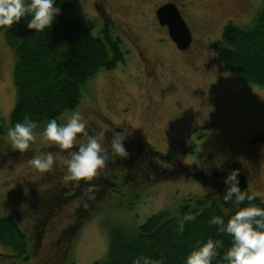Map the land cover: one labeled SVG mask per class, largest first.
I'll list each match as a JSON object with an SVG mask.
<instances>
[{
  "label": "rangeland",
  "instance_id": "rangeland-1",
  "mask_svg": "<svg viewBox=\"0 0 264 264\" xmlns=\"http://www.w3.org/2000/svg\"><path fill=\"white\" fill-rule=\"evenodd\" d=\"M40 1L31 0V3L40 6ZM160 1H73L69 18L94 22L93 34L96 35L103 23L112 22L116 27L113 33L121 36L126 55L124 62L115 69L100 72L86 82L79 106L60 118L61 127L68 125L73 128V133L67 135L43 130L16 135L10 129V113L16 100L12 78L15 57L0 33V118L5 127L4 135L0 136V156L9 158L11 151H7L11 148L33 150L34 153L11 156L8 161L0 158V215L20 210L24 216L20 218V225L37 244V226L42 215L52 217L61 206L57 219L42 234L43 242L38 244L37 259L18 263L17 259L6 254L10 251L0 245V264H38L53 252L54 242L64 235H68L66 242L74 236L70 253L72 263L93 264L106 255L109 224L136 227L160 210H173L189 194L220 195V186L234 192L237 174L245 176L250 191L264 203V150L243 141L251 129L264 133V89L241 83L247 87L237 90L231 82L237 80L218 62L212 47V44L221 42L226 22L250 25L263 0L246 3L245 0H212L206 5L195 0L191 11L202 26L197 29L190 24L196 37L190 49L199 50L186 53L175 49L166 32L156 25L152 6ZM183 14L190 21V16ZM206 35L210 37L209 42L203 40ZM137 51L144 55L146 62L138 61ZM183 55L199 63L201 69L191 70L188 60L184 62L185 59L181 58ZM248 87H253V90ZM248 96L253 98L247 99ZM104 116L122 130L126 140L148 143L177 163L195 165L197 170L190 169L193 173H183L159 182L152 179L153 182L140 181L139 186L128 185L132 183L128 172H132L130 168L134 169L136 162L134 154H128L124 159L127 161L125 170L119 172L114 167L107 170V175L112 171L123 173L126 184L122 181H117L116 185L107 183L102 198L92 208V214L84 219L73 235H69L77 207L86 194L80 190L70 195L72 183L71 180L68 183L64 169L51 173L71 159L72 151L67 152L69 150L85 153L89 148V151L107 153L106 142L96 143L92 141L94 138L88 140L83 133L91 131L96 134L108 129L109 123ZM200 116H210L209 123L218 118V125L195 131L191 126L200 123ZM262 142L261 147H264V139ZM47 147L52 149L47 150ZM60 147H65V152L60 154L59 150H54ZM94 166L95 171L104 167ZM211 168L226 174L223 183L212 179ZM133 186L144 189L138 192V188ZM51 188L56 190V195L44 197L39 207L36 202L34 205L28 202L35 194L38 197L49 193ZM132 194H139V197H131ZM11 196L18 203L14 199L6 204L7 197ZM61 200L63 205H60ZM32 210L36 215L28 218ZM56 250L61 251L60 248ZM65 263L69 264V261Z\"/></svg>",
  "mask_w": 264,
  "mask_h": 264
},
{
  "label": "trees",
  "instance_id": "trees-1",
  "mask_svg": "<svg viewBox=\"0 0 264 264\" xmlns=\"http://www.w3.org/2000/svg\"><path fill=\"white\" fill-rule=\"evenodd\" d=\"M73 1L41 0L40 6H33L31 0H0V33L15 57L12 78L16 100L10 113L9 127L16 135L32 130L73 133V128L68 125L66 128L60 126V118L76 110L82 101V89L91 77L115 69L125 60L122 38L113 33L116 32L115 25L105 22L98 35L93 34L94 22L69 18ZM212 47L218 62L240 82H233L237 90L247 87L241 83L264 89V0L250 25L226 22L221 42L212 44ZM104 117L109 123L108 129L96 134L91 131L83 133L88 140L94 138L92 141L96 143L106 142L107 153L89 151V148L85 153L69 150L67 152L72 151L71 159L51 173L64 169L68 183L70 180L72 183L70 195L80 190L86 194L77 207L69 235H73L84 219L92 214V208L102 198L107 183L116 185L117 181H122L126 184L123 173L112 171L107 175V170L113 167L119 172L125 170L127 161L124 159L128 154L136 157L135 168L128 172L129 182H132L128 185L152 179L159 182L183 173H193L190 169L197 170L195 165L177 163L148 143L126 140L122 130L107 116ZM213 125L216 124L207 122L201 129ZM4 133L0 118V136ZM54 150L61 154L66 149ZM32 151L11 148L7 152L20 157L34 154ZM94 165L104 167L95 171ZM210 175L218 183H223L226 176L214 168H211ZM234 182V192L220 186V195L189 194L173 210H160L136 227L109 224L106 255L93 264H264V203L250 191L245 176L237 174ZM137 188L138 192L144 189H134ZM55 193L56 190L51 188L49 193L40 195L41 198L35 194L28 202L32 205L36 202L39 207L44 197H53ZM133 196L138 198L139 194ZM14 199L18 203L11 196L7 201L5 199L6 204ZM60 205H63L62 200ZM60 208L52 217L42 215L37 226V244L20 225V218H24L20 210L0 215V245L10 251L6 254L17 259L18 263L31 262L38 255L42 234L57 219ZM35 215L36 211L32 210L28 218ZM64 236L54 242L53 252L38 264H66V261L73 264L70 253L74 236L69 242H66L68 235ZM57 248L61 249L60 253Z\"/></svg>",
  "mask_w": 264,
  "mask_h": 264
},
{
  "label": "flooded vegetation",
  "instance_id": "flooded-vegetation-1",
  "mask_svg": "<svg viewBox=\"0 0 264 264\" xmlns=\"http://www.w3.org/2000/svg\"><path fill=\"white\" fill-rule=\"evenodd\" d=\"M195 0H162L160 2H157V3H153V6H152V15H153V19H155V23L156 25L160 26L162 30H164L166 32V35H168V32H167V26L166 25H160L157 18H156V9L158 7H160L161 5L163 4H166V3H174L176 5V7L178 8V10L180 11L181 13V16L183 17V19L185 20V22L187 23L190 31H191V35H192V39H191V43L189 45V47L186 49V50H183L182 52L183 53H186L188 51H191V52H194V51H197V50H194L192 51L190 49V46L192 44L193 41L196 40V37H195V30L194 28L190 27V24L194 27V25L197 27V29H200V27L202 26V23L195 18V16L193 15L192 11H191V5L193 4ZM202 5H206V4H209L212 2V0H198ZM250 0H245V3L246 2H249ZM183 13H187L189 16H190V21H187L184 17V14ZM169 38V36H168ZM166 38V39H168ZM170 39V38H169ZM205 39V42H209L210 41V37L209 36H203V40ZM202 40V41H203ZM212 40V39H211ZM172 42V40H170ZM173 45L175 46V49H178L175 45V43L173 42ZM136 53V56L138 57V61L139 62H146V60L144 59V55H141V52H135ZM186 55H183V59L184 62L187 61L188 59L185 57ZM188 63L191 67V70H200L201 69V65L198 63H195L191 60H188ZM195 65V66H194ZM164 67V66H163ZM162 67V68H163ZM233 83V81H231ZM235 83V81H234ZM249 90H253V87H248ZM247 99L249 98H253L251 96H248L246 97ZM246 102V101H245ZM248 104V103H247ZM175 105H179L178 103H175ZM249 105V104H248ZM200 123H197L195 125H192L191 128L193 130H199L201 127L205 126L207 124V122L210 120V116H200ZM218 122L219 120H216L214 118L212 124H216L218 125ZM189 128V129H191ZM263 139H264V133L261 132L259 129H251L246 135H244V142L246 143H250L253 147H261V145L263 144Z\"/></svg>",
  "mask_w": 264,
  "mask_h": 264
},
{
  "label": "water",
  "instance_id": "water-1",
  "mask_svg": "<svg viewBox=\"0 0 264 264\" xmlns=\"http://www.w3.org/2000/svg\"><path fill=\"white\" fill-rule=\"evenodd\" d=\"M160 25L167 26L169 38L179 50H186L192 39L191 31L174 3H166L156 9Z\"/></svg>",
  "mask_w": 264,
  "mask_h": 264
}]
</instances>
